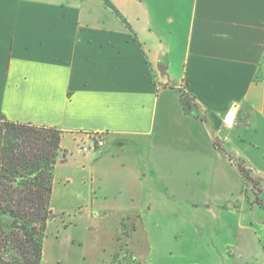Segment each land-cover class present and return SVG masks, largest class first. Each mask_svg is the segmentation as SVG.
Listing matches in <instances>:
<instances>
[{
	"label": "crops",
	"instance_id": "1",
	"mask_svg": "<svg viewBox=\"0 0 264 264\" xmlns=\"http://www.w3.org/2000/svg\"><path fill=\"white\" fill-rule=\"evenodd\" d=\"M108 1L0 0V119L63 132L51 201L61 225L121 230L161 194L188 210L263 208L234 161L264 179L260 147L218 136L245 111L244 130L264 134V0ZM89 132L104 133L100 153L82 152ZM60 171L74 212L54 208ZM242 230L264 251L262 225Z\"/></svg>",
	"mask_w": 264,
	"mask_h": 264
},
{
	"label": "rangeland",
	"instance_id": "2",
	"mask_svg": "<svg viewBox=\"0 0 264 264\" xmlns=\"http://www.w3.org/2000/svg\"><path fill=\"white\" fill-rule=\"evenodd\" d=\"M182 70L181 65L175 67L177 78ZM182 92L187 93L183 88L180 94ZM249 115L246 111L237 113L233 123H224L218 138L223 142L224 135H243L247 142H240L239 146L253 153L260 147L259 151L264 154V134L244 130ZM201 116L206 118L205 114ZM236 124L238 130L234 129ZM234 161L256 180V186L246 181L245 187L252 200L256 199L264 190V179L252 174L240 159ZM262 164L264 169V161ZM65 178L62 171L56 177L54 208L59 213L74 212L77 208L74 200L67 202L65 199L66 191L62 190ZM75 182L74 187L80 191L82 187L77 180L70 184ZM174 203H167L163 194L157 195L152 204L140 209V218L134 215L132 220L122 221L121 230L116 221L104 222L92 233L87 230L85 221H79L77 226L63 227L65 221L53 213L50 222L58 221L61 227L56 230L55 223L48 225L43 264H264L263 248L243 239L242 230V226L256 230H260V225L264 227V206L249 204L242 214L228 210H188Z\"/></svg>",
	"mask_w": 264,
	"mask_h": 264
},
{
	"label": "trees",
	"instance_id": "3",
	"mask_svg": "<svg viewBox=\"0 0 264 264\" xmlns=\"http://www.w3.org/2000/svg\"><path fill=\"white\" fill-rule=\"evenodd\" d=\"M181 101L187 113L199 108L188 93L182 92ZM62 137L56 128L0 119V264H43Z\"/></svg>",
	"mask_w": 264,
	"mask_h": 264
},
{
	"label": "built area",
	"instance_id": "4",
	"mask_svg": "<svg viewBox=\"0 0 264 264\" xmlns=\"http://www.w3.org/2000/svg\"><path fill=\"white\" fill-rule=\"evenodd\" d=\"M80 143L83 153H100L105 148V135L100 132H89Z\"/></svg>",
	"mask_w": 264,
	"mask_h": 264
},
{
	"label": "water",
	"instance_id": "5",
	"mask_svg": "<svg viewBox=\"0 0 264 264\" xmlns=\"http://www.w3.org/2000/svg\"><path fill=\"white\" fill-rule=\"evenodd\" d=\"M160 69H161L163 72H165V68H164V67H161ZM53 217H54V216L52 215V216H51V219H52Z\"/></svg>",
	"mask_w": 264,
	"mask_h": 264
}]
</instances>
